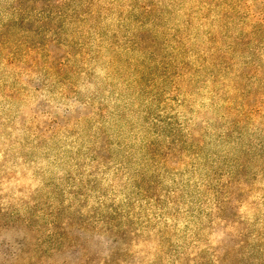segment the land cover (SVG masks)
<instances>
[{"label": "rangeland", "instance_id": "1", "mask_svg": "<svg viewBox=\"0 0 264 264\" xmlns=\"http://www.w3.org/2000/svg\"><path fill=\"white\" fill-rule=\"evenodd\" d=\"M0 264H264V0H0Z\"/></svg>", "mask_w": 264, "mask_h": 264}]
</instances>
